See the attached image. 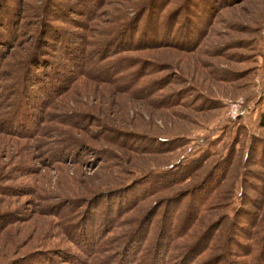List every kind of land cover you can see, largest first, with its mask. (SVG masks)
Instances as JSON below:
<instances>
[{
	"label": "rangeland",
	"instance_id": "1",
	"mask_svg": "<svg viewBox=\"0 0 264 264\" xmlns=\"http://www.w3.org/2000/svg\"><path fill=\"white\" fill-rule=\"evenodd\" d=\"M60 1L76 54L47 46L58 89L11 107L43 4ZM145 1L0 0V264H264V0H212L191 51L103 53Z\"/></svg>",
	"mask_w": 264,
	"mask_h": 264
},
{
	"label": "trees",
	"instance_id": "2",
	"mask_svg": "<svg viewBox=\"0 0 264 264\" xmlns=\"http://www.w3.org/2000/svg\"><path fill=\"white\" fill-rule=\"evenodd\" d=\"M86 1L87 0H83L82 4L88 5ZM205 1L206 3H202L201 0H182L163 15H161V12L167 7L166 4L168 0L145 1L136 14V9L134 8V16H128V20H125L116 28L117 30L107 38L103 43V53L108 52L106 50L108 47L110 50L118 48V51L129 49H150L155 47H171L182 50L190 49L189 51L194 50L199 45L201 37L207 32L205 26L204 28H201L198 25L200 23L197 22L196 18H198L201 12L209 13L206 16L208 22L210 20H208V18L211 16V12L207 9V6L213 5L212 0ZM215 1L218 3L220 2V0ZM57 4L58 5L53 2L43 4L45 8L42 11L41 19L39 21L38 46L26 56L22 70V65L20 66L21 74L23 77L25 76L24 78L26 81L22 80V86L19 85V87H17L18 95L12 102L11 107L16 103L23 105L24 100L25 109H29L31 104H33V98H41L42 96L47 95L52 89H58L60 81L56 83V80H58V77L62 78L63 74L58 77V74H56L53 76L52 81H47L51 77L44 73L48 71L44 66L46 65V67L50 69L56 67V65L59 68L60 65L61 70L65 68V66L63 64L53 63L54 60L50 59L48 57L49 54L45 52L47 46H52L59 55L60 53L64 55L66 54V58L69 56V61L70 57L76 54L73 50L70 52V39H67L65 34L66 29L62 24L66 22V20L69 21V23H73L75 20V18H72L70 14L67 13V9L71 5H66L63 1H60V3L58 2ZM79 14L83 15L85 12L82 11L79 12ZM137 15L139 16V19H141L140 22L139 20H136ZM6 19L5 14L0 13V52L1 47L5 45V36L10 31L9 22L5 21ZM197 32H200L201 35ZM78 50L80 54L72 60V66L76 67V69L83 65L85 57V49L80 50L79 46ZM55 55L57 56V54ZM49 62L53 63V65L48 64ZM39 67H41V69ZM38 69L41 70V74L45 76V79H41L43 76L38 73ZM28 77L34 79L32 80V83L36 85L35 91L26 87ZM37 81L39 84H36ZM39 95H41V97H39ZM28 98H30V102ZM20 109L23 110L21 106ZM6 119L7 120L4 121H8L9 118L7 117ZM261 119L264 121L263 116ZM167 215L170 216L172 213L167 212ZM144 231L145 228L142 229L143 236L139 237L134 232L132 238H129L125 246L129 247L135 244V251L139 246V243L145 239ZM205 235L207 236V234Z\"/></svg>",
	"mask_w": 264,
	"mask_h": 264
},
{
	"label": "built area",
	"instance_id": "3",
	"mask_svg": "<svg viewBox=\"0 0 264 264\" xmlns=\"http://www.w3.org/2000/svg\"><path fill=\"white\" fill-rule=\"evenodd\" d=\"M243 99L241 97L227 101V117L229 119H235L242 112Z\"/></svg>",
	"mask_w": 264,
	"mask_h": 264
}]
</instances>
